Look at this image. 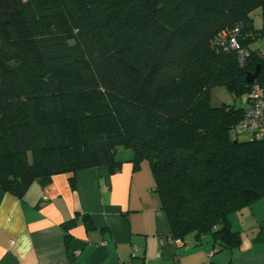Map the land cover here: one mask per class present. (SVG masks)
<instances>
[{
  "label": "trees",
  "instance_id": "trees-1",
  "mask_svg": "<svg viewBox=\"0 0 264 264\" xmlns=\"http://www.w3.org/2000/svg\"><path fill=\"white\" fill-rule=\"evenodd\" d=\"M238 25L242 63L213 43ZM261 37L264 0H0V188L115 172L122 147L133 170L149 163L173 239L237 247L229 215L264 196V137L234 138L245 106H212L210 90L247 100L256 65L264 86Z\"/></svg>",
  "mask_w": 264,
  "mask_h": 264
},
{
  "label": "crops",
  "instance_id": "crops-1",
  "mask_svg": "<svg viewBox=\"0 0 264 264\" xmlns=\"http://www.w3.org/2000/svg\"><path fill=\"white\" fill-rule=\"evenodd\" d=\"M132 156L119 147L115 172L95 166L57 173L32 182L21 198L0 188V264H264V196L229 215L237 247L214 246L210 235L178 245L149 163L133 170ZM72 218L66 230L62 224Z\"/></svg>",
  "mask_w": 264,
  "mask_h": 264
},
{
  "label": "built area",
  "instance_id": "built-area-1",
  "mask_svg": "<svg viewBox=\"0 0 264 264\" xmlns=\"http://www.w3.org/2000/svg\"><path fill=\"white\" fill-rule=\"evenodd\" d=\"M239 26L232 29L220 31L213 40L222 50H234L238 53L239 61L242 63L247 51L241 48L237 35ZM219 49L218 47H216ZM264 52V48L261 49ZM233 134L249 133L253 138L261 139L264 137V86L253 82L248 92L247 102L242 117L232 126ZM178 245L181 239H174Z\"/></svg>",
  "mask_w": 264,
  "mask_h": 264
},
{
  "label": "rangeland",
  "instance_id": "rangeland-1",
  "mask_svg": "<svg viewBox=\"0 0 264 264\" xmlns=\"http://www.w3.org/2000/svg\"><path fill=\"white\" fill-rule=\"evenodd\" d=\"M260 9H256L252 12L254 18L257 20L259 18ZM253 48L263 49L264 48V37L257 39L253 45ZM246 95H243L240 98H233L232 95L222 86H215L210 90V103L212 106H220L223 103L233 104L235 107L245 106ZM238 140L245 141L252 138V135L249 133H241L233 136ZM193 236L189 234L187 237Z\"/></svg>",
  "mask_w": 264,
  "mask_h": 264
},
{
  "label": "water",
  "instance_id": "water-1",
  "mask_svg": "<svg viewBox=\"0 0 264 264\" xmlns=\"http://www.w3.org/2000/svg\"><path fill=\"white\" fill-rule=\"evenodd\" d=\"M260 74V67L256 65L252 72H248L245 75V80L249 83H253L256 79H258ZM262 78L264 79V74H262Z\"/></svg>",
  "mask_w": 264,
  "mask_h": 264
}]
</instances>
